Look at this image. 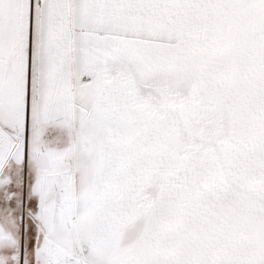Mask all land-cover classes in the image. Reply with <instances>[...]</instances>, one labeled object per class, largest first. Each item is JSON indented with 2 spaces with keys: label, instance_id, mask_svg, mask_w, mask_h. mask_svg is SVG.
I'll return each instance as SVG.
<instances>
[{
  "label": "snow or ice",
  "instance_id": "obj_1",
  "mask_svg": "<svg viewBox=\"0 0 264 264\" xmlns=\"http://www.w3.org/2000/svg\"><path fill=\"white\" fill-rule=\"evenodd\" d=\"M0 264H264V0H0Z\"/></svg>",
  "mask_w": 264,
  "mask_h": 264
}]
</instances>
